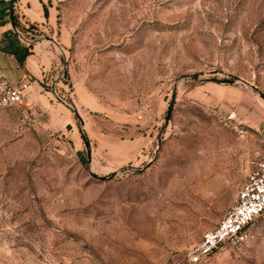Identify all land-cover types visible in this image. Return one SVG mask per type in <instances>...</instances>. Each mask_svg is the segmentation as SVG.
I'll return each mask as SVG.
<instances>
[{
  "label": "rangeland",
  "instance_id": "obj_1",
  "mask_svg": "<svg viewBox=\"0 0 264 264\" xmlns=\"http://www.w3.org/2000/svg\"><path fill=\"white\" fill-rule=\"evenodd\" d=\"M37 4L14 18L54 64L0 111V264L183 257L264 159V0ZM206 264H264V213Z\"/></svg>",
  "mask_w": 264,
  "mask_h": 264
},
{
  "label": "built area",
  "instance_id": "obj_2",
  "mask_svg": "<svg viewBox=\"0 0 264 264\" xmlns=\"http://www.w3.org/2000/svg\"><path fill=\"white\" fill-rule=\"evenodd\" d=\"M18 33L24 37L21 31ZM33 94L30 81L11 82L0 69V111L20 106ZM263 213L264 159L256 163L239 185L233 204L221 219L183 257L165 264H206L208 256L217 251L239 248L250 238L254 222Z\"/></svg>",
  "mask_w": 264,
  "mask_h": 264
},
{
  "label": "crops",
  "instance_id": "obj_3",
  "mask_svg": "<svg viewBox=\"0 0 264 264\" xmlns=\"http://www.w3.org/2000/svg\"><path fill=\"white\" fill-rule=\"evenodd\" d=\"M36 1V2H35ZM39 0H0V69L11 82L30 81V88L40 93L42 83L53 67L52 51L43 43H33L18 33L19 22L45 19L38 12ZM18 14V15H17Z\"/></svg>",
  "mask_w": 264,
  "mask_h": 264
},
{
  "label": "water",
  "instance_id": "obj_4",
  "mask_svg": "<svg viewBox=\"0 0 264 264\" xmlns=\"http://www.w3.org/2000/svg\"><path fill=\"white\" fill-rule=\"evenodd\" d=\"M15 1V0H14ZM54 46H56L57 48H60L59 44L57 43V41H55L54 39L50 38L48 39ZM230 82H235L234 80H229ZM171 105L172 103L170 104V107L167 111V114H166V117H165V121H167L169 119V116H170V113H171ZM79 116V114H78ZM81 124L83 125V120L81 119V117L79 116L78 117ZM85 147H86V150H87V155H88V159H90V147H89V143L87 140H85Z\"/></svg>",
  "mask_w": 264,
  "mask_h": 264
}]
</instances>
